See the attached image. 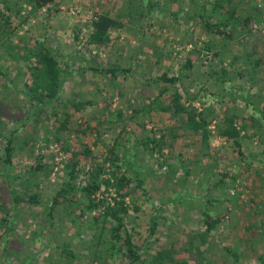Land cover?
I'll list each match as a JSON object with an SVG mask.
<instances>
[{"label": "rangeland", "instance_id": "obj_1", "mask_svg": "<svg viewBox=\"0 0 264 264\" xmlns=\"http://www.w3.org/2000/svg\"><path fill=\"white\" fill-rule=\"evenodd\" d=\"M0 12V264H264V0H56L40 10L0 0ZM104 13L123 26L91 44ZM195 13L227 22L233 38L207 32ZM43 45L58 53L65 103L36 112L25 55ZM176 92L209 122L207 143L174 115ZM78 102L90 105L76 113ZM228 120L244 159L220 134ZM114 146L111 170L130 179L122 234L138 260L114 247L117 223L105 218L121 199L103 187L89 209L81 191ZM72 164L76 189L50 213ZM13 193L40 204L15 206ZM206 215L220 219L210 233Z\"/></svg>", "mask_w": 264, "mask_h": 264}, {"label": "trees", "instance_id": "obj_2", "mask_svg": "<svg viewBox=\"0 0 264 264\" xmlns=\"http://www.w3.org/2000/svg\"><path fill=\"white\" fill-rule=\"evenodd\" d=\"M34 9L40 10L45 8L51 4H53L56 0H31ZM153 3H151V8H153ZM197 17L203 23L207 32L224 37L226 39L231 40L233 38L232 30L226 31L228 27L227 22H209L208 18L201 14L195 13ZM175 15H177L175 13ZM235 15V11H232L231 16L232 18ZM0 16L5 20V22L9 23V19L5 17V15L0 12ZM123 23L118 19L112 17L108 13L98 14L96 15L95 19L92 21L91 24V33L89 36V40L91 44L94 45H106L111 41V32L113 29L121 28ZM7 35V34H6ZM26 59H34L35 63L34 66L31 67L32 71V82L29 85V97L30 101L33 104L34 110L39 112L46 107L52 105L53 103L63 102L65 103L60 97L59 93L63 88L65 82V76L61 69V64L57 58L58 53L52 50L49 47H45V45L41 46L38 49H31V52L25 55ZM258 66L264 64V60H259L256 63ZM95 72H104V73H111L116 75L115 71L112 70H98L93 69ZM167 81V78H164V81ZM170 82H175L174 78L169 80ZM90 105V102H78L70 104L71 109L79 113L86 109L87 106ZM171 108L174 115L185 116L187 118V125L189 129L200 134L202 141L207 143L210 139V130H209V122L206 118L203 117V114H196L194 110H189L185 105L181 102V96L178 92H176L172 96L171 101ZM57 113V112H56ZM71 116L69 113L64 114V120L61 126L58 128L59 132L62 130L68 129V123ZM229 125L220 133L221 136L227 137L228 139L234 140L237 148L238 153L242 159L244 156L241 151V144L239 142V137L241 135L240 131L234 126L232 121L228 120ZM163 139H151L147 145L154 144L155 148H161V144ZM12 139L8 140L6 146V158L4 159L6 163H11L12 159ZM0 159H2L0 157ZM115 160L119 161L118 155L115 152V146L109 150L108 158L106 162H103L99 167L92 171V178L88 183L81 189L85 198L88 200L87 208L92 209L97 207L95 203V199L97 194L101 191L104 187L106 191L113 190L115 195L120 201H116L117 204L114 207H108L106 211L105 218L113 219L117 225L111 228V237L112 240L115 242L114 247H116L117 242H122L124 247L126 248V256L129 258L132 257L134 260H138L139 256L137 252H135L132 238L129 234L123 236V228H124V219L123 216L128 214L129 206L126 204L124 198L127 196L126 192L127 188L130 184V179L125 173H119L117 171H113L112 165L115 163ZM111 162L109 166L107 164ZM74 164H72V171L70 172V182L61 190L59 191L55 197L53 206L51 208L52 213L54 208L64 199H66L67 195H69L73 190H75V186L73 182L77 179V170ZM36 169L42 170L43 165L37 166ZM106 175H109L105 178ZM13 202L15 206H19L21 204H29L32 206H36L40 204V199L37 194L28 196L26 195H18L13 193ZM52 215V214H51ZM205 223L207 226V233H210L219 223L220 219H213L210 216L206 215ZM156 224H153L151 227L152 232ZM71 255V254H70ZM157 261L162 262L164 260V255L160 253L157 258Z\"/></svg>", "mask_w": 264, "mask_h": 264}]
</instances>
